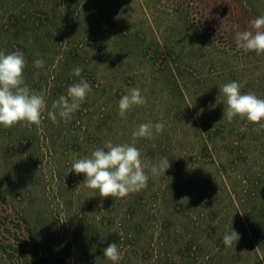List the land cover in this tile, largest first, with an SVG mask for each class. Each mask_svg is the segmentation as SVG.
Returning <instances> with one entry per match:
<instances>
[{"label":"rangeland","instance_id":"374dc122","mask_svg":"<svg viewBox=\"0 0 264 264\" xmlns=\"http://www.w3.org/2000/svg\"><path fill=\"white\" fill-rule=\"evenodd\" d=\"M260 15L264 0H0V51L24 53L25 83L47 99L40 125L0 126V264H112L111 243L119 264H264V129L223 119L219 90L237 81L264 98V55L234 40ZM80 79L90 93L54 123L52 102ZM133 87L147 103L121 117ZM161 121L135 140L146 161L170 163L145 189L102 198L71 171Z\"/></svg>","mask_w":264,"mask_h":264},{"label":"clouds","instance_id":"9594fccd","mask_svg":"<svg viewBox=\"0 0 264 264\" xmlns=\"http://www.w3.org/2000/svg\"><path fill=\"white\" fill-rule=\"evenodd\" d=\"M249 29L237 30L234 40L238 50L255 52L257 56L264 55V15L255 17L249 22ZM66 42V41H65ZM27 60L20 50L5 54L0 51V126L5 129L16 125L31 127L40 125L47 107L44 94L30 89L24 78ZM36 68L44 66V60L37 58L33 61ZM83 72L82 66H76L72 74L79 77ZM242 85L231 81L220 86V94L224 97L223 119L232 122L234 118L257 125V131L264 129V98L258 97L254 92H241ZM91 91L90 83L80 79L78 83L68 86L67 94L52 102L47 117L57 123V117L68 121L79 110L87 95ZM147 103L146 97L137 87L128 89L118 102L119 115L126 117L135 106ZM165 124L142 123L132 131L133 143L113 144L106 141L104 147L96 148L90 156L76 159L72 163V170L76 174H84L83 185L89 189L97 190L102 198H124L129 194L139 192L147 187L149 173L156 177L165 175L170 167L167 157L161 158L158 163L146 161L139 148L135 146L137 138L154 139L161 134ZM246 131V125L241 127ZM106 149V150H105ZM146 169L148 170L146 172ZM240 239L234 231L223 236L225 246L231 247ZM104 257L119 264L122 254L118 244L111 243L103 249Z\"/></svg>","mask_w":264,"mask_h":264},{"label":"trees","instance_id":"16d2710c","mask_svg":"<svg viewBox=\"0 0 264 264\" xmlns=\"http://www.w3.org/2000/svg\"><path fill=\"white\" fill-rule=\"evenodd\" d=\"M31 262H34L33 260L31 261V260H29V259H22V261H21V263L22 264H28V263H31Z\"/></svg>","mask_w":264,"mask_h":264}]
</instances>
